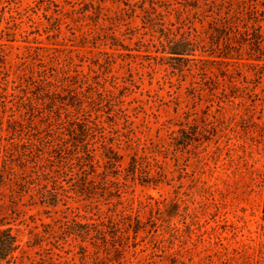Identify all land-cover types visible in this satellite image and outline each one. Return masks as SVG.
<instances>
[{
    "label": "trees",
    "instance_id": "trees-1",
    "mask_svg": "<svg viewBox=\"0 0 264 264\" xmlns=\"http://www.w3.org/2000/svg\"><path fill=\"white\" fill-rule=\"evenodd\" d=\"M140 2L141 13L136 17L140 16L153 34L149 43L137 37L138 47L132 49L121 33L111 29L121 26V13L104 19L101 29L99 17L97 28L83 35V43H91L96 49L87 71L79 69L75 51L63 56L67 49L52 48L35 39V45L28 41L18 55V65H27L26 70L21 69L17 79L11 80L8 57L4 44H0V192L10 190V206L28 196L47 207H57L72 194L87 200L93 196L118 200L107 210L98 205L91 208L95 211H85L86 215L73 212L72 217L65 214L43 224L40 232H32L34 242L27 243V248H40L35 258L13 233L10 218L2 217L0 264H78L75 258L61 255L65 245L72 246L68 252L77 251L75 256L79 255L81 264H134L127 259L129 253L135 257L146 253L145 262L152 256L147 253L149 248L153 254H167L166 242L181 231L171 221V211L180 208L179 202H140L136 208L125 205L123 195L130 183L158 187L175 180L174 172L166 167L167 159L174 160L178 167L180 155L201 141L200 127L189 119L163 122L162 126L168 125L167 134L156 139L143 133L139 136L135 130L122 132V126L131 119L124 105L128 97L124 91H129L131 84L126 77L121 82L123 78L114 74L118 58L139 57L142 53L153 58L156 54L155 58L174 73H183L186 66L190 71L196 68L189 94L194 98L200 90L216 91L221 79L225 81L229 75L221 68L209 76L208 65L244 64L253 72L256 84L252 86L245 76L242 87L234 85L224 95L245 100L246 94L238 92L249 90L253 98L250 105L255 111L258 106L264 111V19L253 15L236 23L233 0L227 17H223L222 9L216 13L208 0H180V6L174 8L167 1L163 5L158 0ZM87 6V11L93 7ZM199 11L215 16L202 31L192 22ZM102 44H110L113 52L103 51ZM52 49L57 54L52 55ZM123 151L130 153L125 155ZM256 176L254 180L258 178L264 188V172ZM45 243L50 247H43ZM171 244L173 251L175 242ZM173 254L179 258L175 263L180 261L181 250ZM249 264L263 263L253 259Z\"/></svg>",
    "mask_w": 264,
    "mask_h": 264
},
{
    "label": "rangeland",
    "instance_id": "rangeland-1",
    "mask_svg": "<svg viewBox=\"0 0 264 264\" xmlns=\"http://www.w3.org/2000/svg\"><path fill=\"white\" fill-rule=\"evenodd\" d=\"M158 1L162 5L167 1L172 8L180 6V0ZM207 3L216 8V13L217 9H222L223 17H227L232 0H208ZM87 4L93 5L89 11ZM141 6L140 0H0V44H4L8 57L10 79H17L18 71L26 70L27 65H18L19 56L28 41L35 45V39L52 48L67 49L63 56L75 51L81 65L79 69L87 71L96 49L91 43H83V35L97 28L99 17L101 29L104 19L121 13V26L111 29L121 33L132 49H137V37L147 42L153 35L140 16L136 17L141 13ZM263 9L264 0H233L232 11H235L238 24L253 15L259 20L264 19ZM198 13L199 16L190 21L202 31L215 16L212 12ZM101 48L113 52L110 44H102ZM51 54L55 55L57 51L52 49ZM145 55L120 57L117 59L120 65L114 66V74L123 78L121 82L127 80L131 84L129 91H124L128 93L124 105L131 119L121 131L135 130L139 136L143 133L156 139L158 135L167 134L168 125L162 126L163 122L189 119L199 125L202 135L200 142L180 155L178 167L174 160L167 159L166 167L174 172L175 180L158 187L130 183V189L123 195L125 205L130 203L137 208L140 202L162 201L166 205L179 202L180 208L171 211V221L181 231L166 242L167 254L160 251L153 254V249L149 248L147 253L152 254L149 261L144 262L146 253H138L136 257L129 253L128 261L174 264L179 258L173 253L181 250L182 258L175 264H249L253 259L264 264V188L258 178L254 180L256 174L264 172V111L261 112V106L255 111L250 105L253 98L249 90L238 92L246 94L245 100L224 95L225 92L229 94L234 85L242 87L240 82L245 76L249 77L252 86L255 85L253 72L241 63H231L227 67L210 64L209 76L219 73L221 68L227 69L229 75L225 81L221 79L216 91L200 90L194 98L189 94L196 68L190 71L186 66L183 73H174L168 65H163L162 60L155 58L156 54L153 58ZM21 58L25 59L24 56ZM125 59L126 63H123ZM173 128L177 129L176 126ZM122 153L128 155L130 152ZM10 195L7 188L0 192V204L5 205L0 208V219L10 218L13 233L33 258L40 248H27V243L34 242L32 232H40L43 224L61 219L65 214L72 217L73 212L86 215L85 211H95L98 205L107 210L118 201L99 196L87 200L72 194L71 198L62 199L57 207H47L41 206L39 199L32 200L28 196L20 198L11 207ZM173 241L175 248L172 251ZM43 247L50 245L45 243ZM69 250L72 246L65 245L61 255L69 260L75 258V262L81 264L79 255L75 256L77 251ZM54 252L59 253L58 250Z\"/></svg>",
    "mask_w": 264,
    "mask_h": 264
}]
</instances>
